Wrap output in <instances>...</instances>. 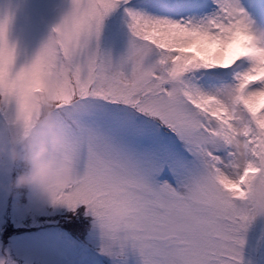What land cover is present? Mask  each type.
I'll return each instance as SVG.
<instances>
[{
  "label": "snow or ice",
  "instance_id": "snow-or-ice-1",
  "mask_svg": "<svg viewBox=\"0 0 264 264\" xmlns=\"http://www.w3.org/2000/svg\"><path fill=\"white\" fill-rule=\"evenodd\" d=\"M45 96L70 138L51 204L128 210L101 251L264 264V0H0V129Z\"/></svg>",
  "mask_w": 264,
  "mask_h": 264
},
{
  "label": "clouds",
  "instance_id": "clouds-1",
  "mask_svg": "<svg viewBox=\"0 0 264 264\" xmlns=\"http://www.w3.org/2000/svg\"><path fill=\"white\" fill-rule=\"evenodd\" d=\"M55 101L41 100L39 117L27 128L0 129V166L9 162L11 175L0 188L12 195L23 192L37 206L51 204L50 188L65 171L69 134L57 118ZM128 210L123 204L109 205L100 216L92 215L91 227L100 242L121 246L128 240Z\"/></svg>",
  "mask_w": 264,
  "mask_h": 264
},
{
  "label": "rangeland",
  "instance_id": "rangeland-1",
  "mask_svg": "<svg viewBox=\"0 0 264 264\" xmlns=\"http://www.w3.org/2000/svg\"><path fill=\"white\" fill-rule=\"evenodd\" d=\"M40 36L37 37V43ZM13 165L6 162L4 166H0V182L6 183L10 178V172ZM10 194L3 188H0V225L3 223ZM16 195L13 199H16ZM67 208L64 205L43 204L37 206L34 198L30 200L28 197L24 201H18L12 204L11 201V216L19 224H24L28 218L30 224H39L37 216L60 212ZM7 212V211H6ZM91 215V213L89 212ZM92 216V215H91ZM93 219V217H92ZM60 230L55 227L41 228L38 231H22L18 235L9 237V242L1 246L0 239V260L4 264H31L39 262L42 264H103V261L98 259L93 251L79 244L74 238L66 233L62 228ZM87 242L97 250L101 251V242L98 233L95 229H91ZM103 252V251H101ZM110 255L106 252H103ZM121 254L124 256L120 261H112V264H142L140 255L137 250L131 246H127ZM112 255V254H111ZM102 261V262H101Z\"/></svg>",
  "mask_w": 264,
  "mask_h": 264
}]
</instances>
